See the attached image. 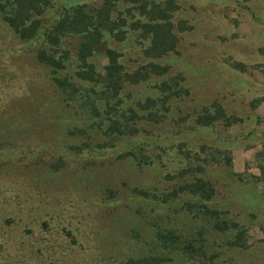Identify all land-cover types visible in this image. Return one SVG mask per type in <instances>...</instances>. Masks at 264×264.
<instances>
[{
  "label": "rangeland",
  "instance_id": "374dc122",
  "mask_svg": "<svg viewBox=\"0 0 264 264\" xmlns=\"http://www.w3.org/2000/svg\"><path fill=\"white\" fill-rule=\"evenodd\" d=\"M35 18L22 39L0 11V264H264V0Z\"/></svg>",
  "mask_w": 264,
  "mask_h": 264
},
{
  "label": "trees",
  "instance_id": "16d2710c",
  "mask_svg": "<svg viewBox=\"0 0 264 264\" xmlns=\"http://www.w3.org/2000/svg\"><path fill=\"white\" fill-rule=\"evenodd\" d=\"M15 1H16V8H15V10H13L10 8V6L12 5L11 4L12 0H0V11L4 12L6 22L8 23L9 26H11L14 29V31L19 35L20 38L28 39V38L35 37L37 35L36 31L39 27V20H37V18H35V16H38L41 13L43 14L45 8L48 6L49 0H27L26 3L27 2H29V3L26 4V10L24 9V12L22 10L18 11V7L22 8L21 3L18 4L20 0H18V1L15 0ZM45 1H47V2H45ZM89 16L90 15L86 16V14H84V16H83L84 20L86 18L88 19V20L87 19L85 20L86 22L84 21V24L86 23V26H85L86 31L87 32L93 31L94 33H101L102 29L101 30L99 29L100 25L92 23V21L89 20V18H90ZM105 20H107V19H105ZM159 24L160 23H157V22H154L152 24L153 25L152 28H154V32H153L154 40L152 43V46L155 49L154 52H150V51L146 50L147 55H151L154 57H159L163 54H166L168 51L175 49V41H173V39L168 40L166 37H164L162 39V36L156 34V33H158L157 28H158V26H160ZM116 25H117V27H119L122 24H116ZM50 35L51 34H49L48 38H52V36H50ZM43 40H45V42L48 45L55 46L53 48V51L55 52V50L57 49V46H58V42H56V43L51 42L50 43V41H48V39H45V38ZM51 41H54V40H51ZM41 45H42V43H40V46ZM90 45L91 44H89L86 47L90 48ZM41 48L42 49L39 51V56H38L39 59L41 61H43L45 64H52L54 71H56V69L60 65L59 64L60 61L56 58L55 55H48L46 52H44V45H42ZM51 53H53V52H51ZM54 58H55V60H54ZM119 75L117 77V80H118L117 85L120 86L123 79ZM86 77L90 80L94 79L93 74H90L89 77L88 76H86ZM84 79H86V78H84ZM165 96H168V95L165 94L163 100H166ZM198 119H200V118H198ZM198 122L202 123V124L207 123L206 121H201V122L198 121ZM205 194H206V197L210 198V196L212 194L211 189L206 190ZM222 224L224 226L219 227V224H217L218 225L217 227L221 230H225V229L229 228L225 222H222ZM239 233H241V235H242L241 229L237 230V235H239ZM241 235H240V237H241ZM235 240H236V238L233 240V243H235Z\"/></svg>",
  "mask_w": 264,
  "mask_h": 264
}]
</instances>
